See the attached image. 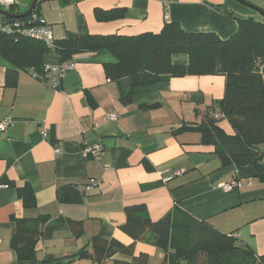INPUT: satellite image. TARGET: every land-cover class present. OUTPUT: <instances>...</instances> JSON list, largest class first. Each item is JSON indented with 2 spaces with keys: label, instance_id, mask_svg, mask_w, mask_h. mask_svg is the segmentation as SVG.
<instances>
[{
  "label": "crops",
  "instance_id": "crops-1",
  "mask_svg": "<svg viewBox=\"0 0 264 264\" xmlns=\"http://www.w3.org/2000/svg\"><path fill=\"white\" fill-rule=\"evenodd\" d=\"M97 11H120L123 16L99 20ZM40 14L52 29L55 46L92 35L159 32L167 22L225 40L238 32L236 17L264 22V0H175L168 20L162 0H41ZM180 55L173 62L187 64L188 56ZM71 60L75 68L54 90L33 70H19L11 86L10 65L0 59V120L13 118L7 131L0 132V264H19L12 224L26 219L64 224L38 240L33 264H95L75 256L95 236L134 244L135 257L162 264L156 235L148 233L134 242L121 230L125 208L135 204H145L153 220L182 210L264 257V182L255 177L224 191L220 184L238 179L236 166L224 165L214 146L201 143L199 132L175 133L185 125H201L211 115L227 134H234L219 106L225 76L172 77L132 87L129 78L108 77L106 67L117 59L107 50L78 53ZM61 64L57 53L44 57L47 69ZM130 92L132 100L124 104L122 96ZM96 144L104 146L102 156L85 157L83 149ZM175 170L184 174L164 183ZM91 180L100 187L89 191ZM26 184L35 198L29 208L17 190ZM69 185L79 190L81 202L59 200L58 191ZM68 220L79 222L75 230L66 225ZM115 261L132 263L133 257L117 254L103 264Z\"/></svg>",
  "mask_w": 264,
  "mask_h": 264
},
{
  "label": "trees",
  "instance_id": "trees-1",
  "mask_svg": "<svg viewBox=\"0 0 264 264\" xmlns=\"http://www.w3.org/2000/svg\"><path fill=\"white\" fill-rule=\"evenodd\" d=\"M40 2L33 14H40ZM7 11L12 15L23 13L16 5ZM122 16L120 11H97L99 20ZM31 18L29 14L20 20ZM236 18L238 32L225 40L214 33L187 32L177 23L167 22L159 32L136 36L92 35L61 41L54 48L18 29L7 32L0 28V59L10 65L7 82L11 86L17 83L19 70L43 74L46 70L44 57L50 52L59 54L63 63L78 53L107 50L117 59L116 63L107 65L108 77L113 80L129 78L132 87L172 77L222 74L226 78V88L219 106L234 134H227L211 115H207L201 125H185L175 133L199 132L201 143L214 146L224 165L234 164L238 170L253 167L257 178L264 182V22L251 17ZM4 19L11 23L17 20ZM179 54L188 56L187 64L173 62V56ZM131 95V92L123 94L122 102L130 103ZM17 190L24 206L35 205L29 184ZM58 197L63 203H79L82 195L69 185L58 191ZM125 214L126 222L121 230L134 242L148 233L158 237V247L164 255L162 264H264V257L241 244L233 235L182 210L174 209L164 218L153 220L145 204H135L127 206ZM47 222V219L13 220L12 248L19 264L36 263L38 240L50 237L64 226L63 222L55 226ZM66 225L75 230L79 222L68 220ZM117 254L132 256L133 261H115V264H146L145 257H135L134 244L127 246L116 239L105 240L99 236L75 256L103 264Z\"/></svg>",
  "mask_w": 264,
  "mask_h": 264
},
{
  "label": "built area",
  "instance_id": "built-area-1",
  "mask_svg": "<svg viewBox=\"0 0 264 264\" xmlns=\"http://www.w3.org/2000/svg\"><path fill=\"white\" fill-rule=\"evenodd\" d=\"M165 6L166 11V20H168V13H169V7L175 0H162ZM13 5H16L14 0H0V9H4V7H11ZM34 11V10H33ZM30 14L32 16L31 19L28 21H21L20 19H17L13 23L7 22L3 16L0 15V28L3 31L11 32L14 29H18L19 31H22L26 36L42 40L49 48H54V35L52 32V29L50 26H48L45 23V20L40 14ZM75 68V61L69 60L66 62H63L59 67L55 68H49L45 70L43 74H38L35 72V75L44 83L49 85L52 89L58 90L60 88L62 79L66 72L71 71ZM112 119H116V116L113 115ZM13 124V118L12 117H6L3 120H0V132H5L7 129ZM42 134L44 137H47V130L43 129ZM62 150L61 148L57 147L55 149L56 156L61 155ZM104 153V146L102 144H96L93 146H87L83 149V155L85 157L91 155L93 158L97 159ZM170 171L164 172V174ZM172 175L165 176L163 178V182L167 183L170 180H172L174 177L181 176L184 174L183 170H175L171 171ZM101 183L99 181L91 180L88 184L87 189L89 191H93L96 188L100 187ZM243 186V180L240 179H234L228 183H222L220 184V187L224 191H232L234 189H238ZM68 264V263H65Z\"/></svg>",
  "mask_w": 264,
  "mask_h": 264
},
{
  "label": "water",
  "instance_id": "water-1",
  "mask_svg": "<svg viewBox=\"0 0 264 264\" xmlns=\"http://www.w3.org/2000/svg\"><path fill=\"white\" fill-rule=\"evenodd\" d=\"M38 1L39 0H32L28 11H26L23 14L12 15V14L8 13V11L0 9V15L3 17L11 18V19H21V18L27 17L35 9ZM259 11L263 12L261 10H259ZM237 176H238V179H240V180H247V179H252V178L257 177V174H256L253 167H247L245 169L239 170Z\"/></svg>",
  "mask_w": 264,
  "mask_h": 264
},
{
  "label": "rangeland",
  "instance_id": "rangeland-1",
  "mask_svg": "<svg viewBox=\"0 0 264 264\" xmlns=\"http://www.w3.org/2000/svg\"><path fill=\"white\" fill-rule=\"evenodd\" d=\"M14 1L16 3L17 8L21 12L25 13L26 11H28L32 0H14ZM4 9L7 11L9 7H4ZM183 56H186V55L185 54L180 55V57H183Z\"/></svg>",
  "mask_w": 264,
  "mask_h": 264
}]
</instances>
